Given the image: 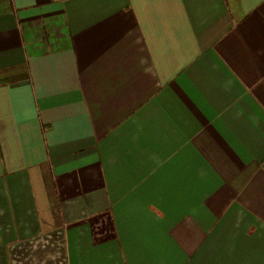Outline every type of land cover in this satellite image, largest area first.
<instances>
[{
	"label": "crops",
	"instance_id": "crops-1",
	"mask_svg": "<svg viewBox=\"0 0 264 264\" xmlns=\"http://www.w3.org/2000/svg\"><path fill=\"white\" fill-rule=\"evenodd\" d=\"M0 264H264V0H0Z\"/></svg>",
	"mask_w": 264,
	"mask_h": 264
}]
</instances>
